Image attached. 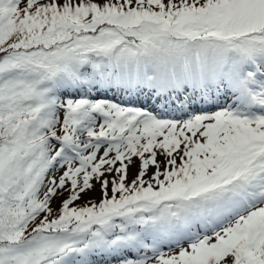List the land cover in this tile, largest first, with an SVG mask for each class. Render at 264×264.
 <instances>
[{"label":"snow or ice","instance_id":"snow-or-ice-1","mask_svg":"<svg viewBox=\"0 0 264 264\" xmlns=\"http://www.w3.org/2000/svg\"><path fill=\"white\" fill-rule=\"evenodd\" d=\"M0 264H264V0H0Z\"/></svg>","mask_w":264,"mask_h":264},{"label":"trees","instance_id":"trees-1","mask_svg":"<svg viewBox=\"0 0 264 264\" xmlns=\"http://www.w3.org/2000/svg\"><path fill=\"white\" fill-rule=\"evenodd\" d=\"M138 163L139 161H136L135 162V165L130 169V173H129V180H131L133 178V176L135 175L136 171H137V166H138ZM97 192V191H96ZM95 193V192H94ZM94 193H91L90 195L92 197H94ZM66 195V194H65ZM60 197L56 198L54 201H53V207L56 208L58 207L59 203H60ZM99 198H97L98 200ZM78 203L80 204H83L84 203V200L82 199L81 201H79Z\"/></svg>","mask_w":264,"mask_h":264},{"label":"rangeland","instance_id":"rangeland-1","mask_svg":"<svg viewBox=\"0 0 264 264\" xmlns=\"http://www.w3.org/2000/svg\"><path fill=\"white\" fill-rule=\"evenodd\" d=\"M53 174V173H52ZM55 175H59V172H55ZM95 199L99 198V191L97 190V192L94 193V197Z\"/></svg>","mask_w":264,"mask_h":264}]
</instances>
